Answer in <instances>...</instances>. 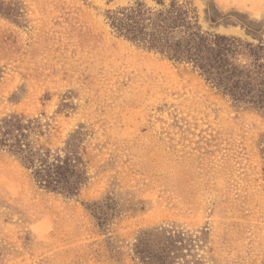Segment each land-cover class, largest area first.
Instances as JSON below:
<instances>
[{"label": "rangeland", "instance_id": "rangeland-1", "mask_svg": "<svg viewBox=\"0 0 264 264\" xmlns=\"http://www.w3.org/2000/svg\"><path fill=\"white\" fill-rule=\"evenodd\" d=\"M134 0H0V119H36V147L79 126L89 181L75 199L39 190L0 150V264H137L138 233L206 228L205 264H264V115L233 106L189 66L110 33L106 10ZM263 21L257 0H193ZM110 197L99 228L88 206Z\"/></svg>", "mask_w": 264, "mask_h": 264}, {"label": "trees", "instance_id": "trees-1", "mask_svg": "<svg viewBox=\"0 0 264 264\" xmlns=\"http://www.w3.org/2000/svg\"><path fill=\"white\" fill-rule=\"evenodd\" d=\"M203 15L211 27H238L245 38L204 29L193 0H134L106 10L104 20L116 38L173 64L189 66L233 106L264 115V22L223 16L210 2L205 3ZM38 129L36 119L17 114L1 118L0 150L29 173L39 190L77 198L89 181L83 151L88 131L79 126L62 148L50 150L35 146L32 137ZM103 202L87 208L101 229L116 212L110 197ZM208 243L206 228L189 232L174 224L160 225L138 233L132 258L137 264H205Z\"/></svg>", "mask_w": 264, "mask_h": 264}, {"label": "crops", "instance_id": "crops-1", "mask_svg": "<svg viewBox=\"0 0 264 264\" xmlns=\"http://www.w3.org/2000/svg\"><path fill=\"white\" fill-rule=\"evenodd\" d=\"M259 3L258 4H264V0H257Z\"/></svg>", "mask_w": 264, "mask_h": 264}]
</instances>
